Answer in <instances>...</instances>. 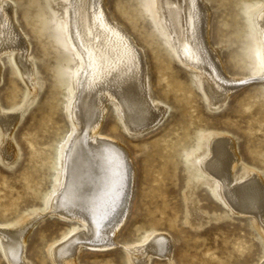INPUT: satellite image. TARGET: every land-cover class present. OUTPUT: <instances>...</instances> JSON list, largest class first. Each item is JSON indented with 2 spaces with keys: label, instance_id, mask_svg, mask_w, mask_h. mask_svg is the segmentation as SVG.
<instances>
[{
  "label": "bare ground",
  "instance_id": "6f19581e",
  "mask_svg": "<svg viewBox=\"0 0 264 264\" xmlns=\"http://www.w3.org/2000/svg\"><path fill=\"white\" fill-rule=\"evenodd\" d=\"M52 1L64 10L61 38L70 59L78 63L70 74L65 103L71 128L58 148L54 182L45 192L42 206L15 222L0 224V250L8 264L28 263L27 239L48 216L74 222L70 236L49 250L54 264H80L78 257L88 247L103 252L116 248L130 212L136 168L128 148L102 134L104 120L111 110L122 130L139 138L158 129L167 117L165 106L150 95L145 51L108 14L106 0H45L47 5ZM152 2L158 30L171 55L196 73L211 112H219L243 83L252 80L264 85V1L247 13L258 51V69L247 78L230 76L221 66V48L212 46L208 36V0ZM14 5L12 0H0V85L3 57L25 85L18 104L12 108L0 104V162L9 169L21 158L15 132L35 108L43 86L30 39L19 26ZM184 167L189 181L205 184L225 213L251 218L264 238V176L244 163L233 135L224 131L204 134L186 156ZM204 218L191 213L197 228L205 225ZM123 248L127 264H150L152 256L174 264L173 239L164 232L154 231L143 245ZM259 264H264V258Z\"/></svg>",
  "mask_w": 264,
  "mask_h": 264
},
{
  "label": "rangeland",
  "instance_id": "374dc122",
  "mask_svg": "<svg viewBox=\"0 0 264 264\" xmlns=\"http://www.w3.org/2000/svg\"><path fill=\"white\" fill-rule=\"evenodd\" d=\"M12 1L19 26L30 39L43 86L35 108L15 132L20 160L11 169L0 162V224L15 222L42 206L44 194L51 189L58 148L71 128L65 103L70 74L78 67L61 38L66 16L56 1L50 5L45 0ZM263 1L208 0L209 41L221 48V66L230 76L247 78L258 69L257 44L247 13ZM152 5V0L105 2L108 14L145 51L149 92L165 106L167 117L158 129L134 138L108 111L102 134L128 148L136 184L128 218L117 237L119 245L104 252L85 248L78 262L127 264L124 245H143L155 231L173 239L174 264H259L264 258V238L252 219L225 213L205 184L189 181L184 161L201 136L224 131L237 139L244 163L264 176V85L252 80L243 83L231 92L222 111L211 112L196 73L171 55ZM6 60L3 57L0 104L12 108L21 101L25 85ZM192 211L205 217L203 227L194 226ZM73 223L49 216L39 221L27 239V264H54L49 250L70 234ZM0 264H8L1 250ZM150 264L169 263L152 256Z\"/></svg>",
  "mask_w": 264,
  "mask_h": 264
}]
</instances>
